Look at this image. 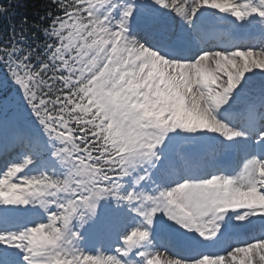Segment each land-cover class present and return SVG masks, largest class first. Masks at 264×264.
<instances>
[{
	"label": "snow or ice",
	"instance_id": "6c2138e0",
	"mask_svg": "<svg viewBox=\"0 0 264 264\" xmlns=\"http://www.w3.org/2000/svg\"><path fill=\"white\" fill-rule=\"evenodd\" d=\"M52 4L0 43V264H264V0Z\"/></svg>",
	"mask_w": 264,
	"mask_h": 264
},
{
	"label": "trees",
	"instance_id": "16d2710c",
	"mask_svg": "<svg viewBox=\"0 0 264 264\" xmlns=\"http://www.w3.org/2000/svg\"><path fill=\"white\" fill-rule=\"evenodd\" d=\"M0 6L8 9L6 13L0 14V43L9 39L13 27L17 32L21 27L27 29L24 34L31 43H35L32 39L33 33H36L37 39L42 40V33L32 25L46 26L47 21L42 22L41 17L49 10L55 11L52 0H0ZM24 20H27L26 24H22ZM2 74L0 71V75Z\"/></svg>",
	"mask_w": 264,
	"mask_h": 264
},
{
	"label": "bare ground",
	"instance_id": "6f19581e",
	"mask_svg": "<svg viewBox=\"0 0 264 264\" xmlns=\"http://www.w3.org/2000/svg\"><path fill=\"white\" fill-rule=\"evenodd\" d=\"M222 26H225V27H229L227 24H220ZM259 86V81L257 82V87Z\"/></svg>",
	"mask_w": 264,
	"mask_h": 264
}]
</instances>
